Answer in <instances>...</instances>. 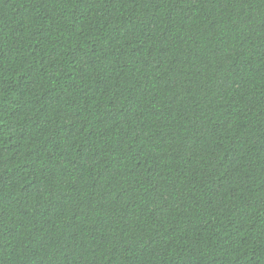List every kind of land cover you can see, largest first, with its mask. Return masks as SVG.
<instances>
[{
	"label": "trees",
	"instance_id": "obj_1",
	"mask_svg": "<svg viewBox=\"0 0 264 264\" xmlns=\"http://www.w3.org/2000/svg\"><path fill=\"white\" fill-rule=\"evenodd\" d=\"M0 264H264V0H0Z\"/></svg>",
	"mask_w": 264,
	"mask_h": 264
}]
</instances>
